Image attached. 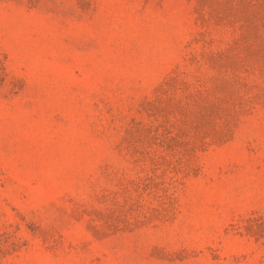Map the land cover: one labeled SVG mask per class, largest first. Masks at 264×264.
<instances>
[{"label":"rangeland","instance_id":"1","mask_svg":"<svg viewBox=\"0 0 264 264\" xmlns=\"http://www.w3.org/2000/svg\"><path fill=\"white\" fill-rule=\"evenodd\" d=\"M0 264H264V0H0Z\"/></svg>","mask_w":264,"mask_h":264}]
</instances>
